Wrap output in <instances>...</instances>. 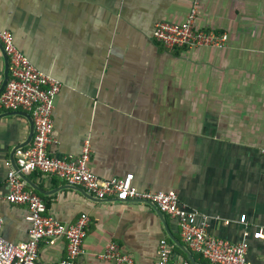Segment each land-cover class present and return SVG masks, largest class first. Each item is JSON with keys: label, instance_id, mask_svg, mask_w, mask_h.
Listing matches in <instances>:
<instances>
[{"label": "crops", "instance_id": "crops-1", "mask_svg": "<svg viewBox=\"0 0 264 264\" xmlns=\"http://www.w3.org/2000/svg\"><path fill=\"white\" fill-rule=\"evenodd\" d=\"M195 6L196 25L227 33L225 47L169 50L156 41L157 22H181ZM0 29L62 82L52 155L77 156L90 142L96 175L133 173L141 191H175L208 235L247 242L249 262L264 264V239L255 237L264 226V0H0ZM33 136L30 112L0 109V190L9 191L14 170L56 220L70 224L86 213L80 264H114L103 257L110 242L136 264H158L163 239L176 261L215 264L154 203L101 199L57 174L22 171L16 150ZM0 211L3 237L27 240L28 205L0 199ZM66 255L64 237L40 243L39 264Z\"/></svg>", "mask_w": 264, "mask_h": 264}, {"label": "built area", "instance_id": "built-area-1", "mask_svg": "<svg viewBox=\"0 0 264 264\" xmlns=\"http://www.w3.org/2000/svg\"><path fill=\"white\" fill-rule=\"evenodd\" d=\"M197 7H193L181 22L159 21L153 35L166 49L209 46L223 48L229 35L200 28L196 25ZM0 41L9 59V78L0 94V109L30 112L34 122L33 140L16 150L17 164L22 171H41L63 177L68 183L82 185L98 198L116 197L121 200L138 199L154 203L162 212L176 217L184 240L204 258L215 264H252L247 258V242L234 243L214 235H208L205 225L197 223V213L185 209L178 194L173 190H139L133 184V173L123 177L103 179L89 166L91 145L86 142L77 156L58 157L48 147L52 143L54 129L53 112L55 98L62 82L40 70L17 46L15 36L8 29H0ZM264 153V147L262 148ZM9 191L0 190V199L11 203L27 204L31 223L29 237L25 241L10 242L3 237V218L0 211V264H39V246L44 240L64 237L67 255L52 264H80L84 253L83 241L89 216L82 213L70 224L56 220L48 213L47 204L35 191L26 189L14 170L8 173ZM246 215L241 221L245 222ZM256 238L264 239V226L255 232ZM172 247L163 239L159 244L158 264H191L188 260L172 259ZM103 257L114 264H136L134 257L123 252L116 242H110Z\"/></svg>", "mask_w": 264, "mask_h": 264}, {"label": "water", "instance_id": "water-1", "mask_svg": "<svg viewBox=\"0 0 264 264\" xmlns=\"http://www.w3.org/2000/svg\"><path fill=\"white\" fill-rule=\"evenodd\" d=\"M1 46L3 47L2 43L0 42ZM3 51H4V55H5V60H6V70H5V79H4V82H3V86H2V89L0 90V93L1 91L4 89V87L6 86L7 84V81H8V78H9V59H8V56L4 50V47L2 48ZM33 128H34V122H33ZM20 168V167H19ZM193 259V257H192ZM194 260V259H193Z\"/></svg>", "mask_w": 264, "mask_h": 264}]
</instances>
